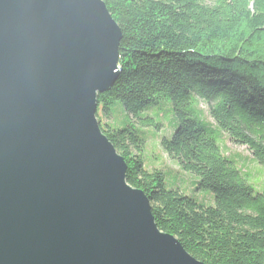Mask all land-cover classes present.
I'll use <instances>...</instances> for the list:
<instances>
[{
    "label": "trees",
    "instance_id": "16d2710c",
    "mask_svg": "<svg viewBox=\"0 0 264 264\" xmlns=\"http://www.w3.org/2000/svg\"><path fill=\"white\" fill-rule=\"evenodd\" d=\"M103 1L121 39L96 117L126 182L197 260L264 264V0Z\"/></svg>",
    "mask_w": 264,
    "mask_h": 264
},
{
    "label": "water",
    "instance_id": "95a60500",
    "mask_svg": "<svg viewBox=\"0 0 264 264\" xmlns=\"http://www.w3.org/2000/svg\"><path fill=\"white\" fill-rule=\"evenodd\" d=\"M120 39L103 0H0V264H205L99 127Z\"/></svg>",
    "mask_w": 264,
    "mask_h": 264
},
{
    "label": "rangeland",
    "instance_id": "374dc122",
    "mask_svg": "<svg viewBox=\"0 0 264 264\" xmlns=\"http://www.w3.org/2000/svg\"><path fill=\"white\" fill-rule=\"evenodd\" d=\"M165 120L168 122L169 117H165ZM227 144L233 150H236V151H239V152H243V154L249 155L248 151L246 150V148L244 146H234L233 144H230V143H227ZM149 149H151V147ZM154 149H155V151L159 152L162 155V158L164 160L165 168H169L171 170H175L177 168V165L162 151L161 148L156 147ZM147 153H149V151ZM252 172H254V175L256 176V178H258V176H260L259 168L256 165L252 166ZM253 180H255V178H253L249 182H253Z\"/></svg>",
    "mask_w": 264,
    "mask_h": 264
}]
</instances>
